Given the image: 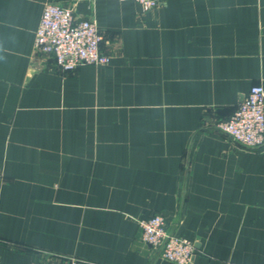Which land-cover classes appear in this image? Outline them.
Returning a JSON list of instances; mask_svg holds the SVG:
<instances>
[{"label":"crops","instance_id":"obj_1","mask_svg":"<svg viewBox=\"0 0 264 264\" xmlns=\"http://www.w3.org/2000/svg\"><path fill=\"white\" fill-rule=\"evenodd\" d=\"M48 3L94 18L108 64L61 72L35 47ZM264 86V0H0L2 264H264V146L221 129Z\"/></svg>","mask_w":264,"mask_h":264},{"label":"built area","instance_id":"obj_2","mask_svg":"<svg viewBox=\"0 0 264 264\" xmlns=\"http://www.w3.org/2000/svg\"><path fill=\"white\" fill-rule=\"evenodd\" d=\"M99 1V0H91ZM141 4L150 11L159 7L161 0H121ZM104 35L97 22L78 17L75 8L59 3L45 5L35 36V47L50 55L61 72H72L84 65L108 64L111 56L102 48ZM221 129L234 141L251 148L264 146V86H253L239 103L232 116L221 124ZM143 239L161 249L166 260L178 264H192L196 253L193 241L169 231L165 217L153 215L140 220ZM77 258L54 260L45 264H79ZM0 264L2 259L0 257Z\"/></svg>","mask_w":264,"mask_h":264},{"label":"rangeland","instance_id":"obj_3","mask_svg":"<svg viewBox=\"0 0 264 264\" xmlns=\"http://www.w3.org/2000/svg\"><path fill=\"white\" fill-rule=\"evenodd\" d=\"M94 2H96V1H94ZM63 5V4H62ZM70 7H72V6H70ZM75 12H76V14H77V16L78 17H82L83 18V16H80L78 13H77V11L75 10ZM84 18H87V17H84ZM88 19H91V20H94L95 22H96V20L94 19V18H88ZM99 26V25H98ZM76 71V70H75ZM74 72V71H73ZM171 232V231H170ZM173 233V232H172Z\"/></svg>","mask_w":264,"mask_h":264}]
</instances>
